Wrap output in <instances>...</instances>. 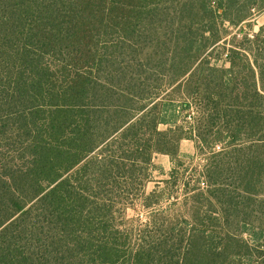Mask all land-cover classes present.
<instances>
[{
	"label": "trees",
	"instance_id": "1",
	"mask_svg": "<svg viewBox=\"0 0 264 264\" xmlns=\"http://www.w3.org/2000/svg\"><path fill=\"white\" fill-rule=\"evenodd\" d=\"M262 10L0 0V264H264Z\"/></svg>",
	"mask_w": 264,
	"mask_h": 264
},
{
	"label": "rangeland",
	"instance_id": "2",
	"mask_svg": "<svg viewBox=\"0 0 264 264\" xmlns=\"http://www.w3.org/2000/svg\"><path fill=\"white\" fill-rule=\"evenodd\" d=\"M263 24H264V10L259 12L255 11L254 16L250 20V23H244L243 25H239V26H231L230 24H225V28L228 29V33L230 34L227 38H231V36L234 34L239 35V34L258 32L260 26ZM228 46L230 45L228 44ZM219 57L220 59L218 60V63L224 64L225 54H222ZM179 152L181 155H186V154L195 155L196 148L194 142L190 139H182L179 144ZM198 160L199 159H195V161L192 163L193 165L191 169L197 165ZM153 164H154V168L152 170L151 179L146 186L147 192L153 190L156 186V183L159 182L160 180L169 178V173L172 168L171 156L164 153H156L153 158ZM191 169L189 171H191ZM188 173L189 172H187V176ZM173 187L174 188L172 190H175V192L180 193L182 184L180 186L175 185ZM146 213H147L146 209H143L142 207H139L137 209H129L127 211L128 217L133 219L140 217L144 220Z\"/></svg>",
	"mask_w": 264,
	"mask_h": 264
}]
</instances>
